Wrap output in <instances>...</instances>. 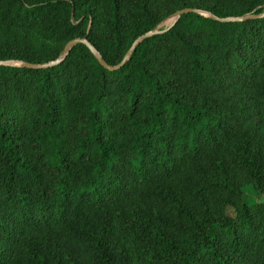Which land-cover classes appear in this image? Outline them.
<instances>
[{"label": "trees", "instance_id": "obj_1", "mask_svg": "<svg viewBox=\"0 0 264 264\" xmlns=\"http://www.w3.org/2000/svg\"><path fill=\"white\" fill-rule=\"evenodd\" d=\"M166 32L131 44L185 9ZM264 0H0V264H264Z\"/></svg>", "mask_w": 264, "mask_h": 264}, {"label": "water", "instance_id": "obj_2", "mask_svg": "<svg viewBox=\"0 0 264 264\" xmlns=\"http://www.w3.org/2000/svg\"><path fill=\"white\" fill-rule=\"evenodd\" d=\"M190 13L198 14V15L205 14L204 11H201L198 9H190V8H185V9H182V10L176 12L175 13V20L173 21V23L169 27H167L166 29H163V30H154V31L145 33V34L141 35L140 37H138L131 44L130 48L125 53L121 62L115 66H110V65L106 64L104 62V60L98 56L97 51L94 49V47L85 38H76V39H73L70 42H68L67 45L64 47L62 59L54 60V61L48 62L46 64H39V65L25 64V67L28 69H33V70H42V69H48V68L54 67L56 65H59L63 61V59L69 54L70 50L74 46L80 44V45H84L92 54L96 55L98 62L100 63V65L104 69L113 72V71L118 70L121 66H123L125 64V62L130 58V56L132 55V53L134 52V50L136 49V47L139 45L140 42H142L145 39H148L150 37L163 34L167 30H169L182 15L190 14ZM210 17L213 21H216L219 23H232V22H243V21L252 20V19H260V18L264 17V14H248V15H245V16L240 17V18H218L214 15H211ZM10 63L11 62H0V66H5V65H8Z\"/></svg>", "mask_w": 264, "mask_h": 264}, {"label": "rangeland", "instance_id": "obj_3", "mask_svg": "<svg viewBox=\"0 0 264 264\" xmlns=\"http://www.w3.org/2000/svg\"><path fill=\"white\" fill-rule=\"evenodd\" d=\"M175 20V15L167 18L165 20H163L157 27L155 30H163L166 29L167 27H169L173 21ZM244 193L246 194V200L249 202H253L258 200L259 202H264V194H260L258 197H256V194H254L252 192V189L250 186L246 185L244 187Z\"/></svg>", "mask_w": 264, "mask_h": 264}]
</instances>
